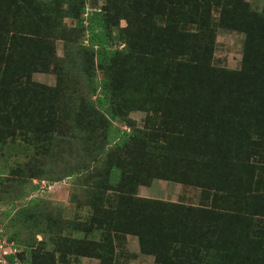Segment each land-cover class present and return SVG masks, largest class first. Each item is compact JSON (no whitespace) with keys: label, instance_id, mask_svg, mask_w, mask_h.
<instances>
[{"label":"rangeland","instance_id":"1","mask_svg":"<svg viewBox=\"0 0 264 264\" xmlns=\"http://www.w3.org/2000/svg\"><path fill=\"white\" fill-rule=\"evenodd\" d=\"M91 12L104 24L102 70L85 21L75 28ZM247 34L249 70L260 63L264 80V0H0V264H240L207 253L217 224L202 223L232 214L248 215L249 230L264 224V170L249 162L259 167L241 179L233 144L240 127L264 146V83L242 72ZM107 77L115 119L89 109L90 84ZM242 88L261 112L237 109ZM121 132L132 137L116 146ZM177 155L200 158L202 174L226 160L234 181L225 192L214 174L172 181L170 165H186ZM134 200L197 212L144 235L133 219L155 206ZM247 250L242 264H254Z\"/></svg>","mask_w":264,"mask_h":264},{"label":"trees","instance_id":"2","mask_svg":"<svg viewBox=\"0 0 264 264\" xmlns=\"http://www.w3.org/2000/svg\"><path fill=\"white\" fill-rule=\"evenodd\" d=\"M172 5V2H171ZM82 11V9H81ZM83 21H85V31L87 32V44L89 47V51L96 50V54L93 58H91L90 63L92 68L102 70L104 62V51L103 43H104V24L103 21L99 18V15L96 12H91L90 14H87L85 19L79 18L76 22V30L77 32H81L80 30L83 28ZM251 35L247 34V37L245 38V48L243 50V57H242V68H244V71L247 72L248 76L250 77L251 81L255 84L264 83V80H262L259 77L258 71L261 70L262 66L261 64H257V68L249 70L248 61H249V55L251 54ZM260 43L257 41L256 46H259ZM248 70V71H247ZM94 75V74H93ZM89 81L92 83V77L89 75ZM109 77L104 78L103 80H100V82L97 84V86H94L93 84H90L91 87V93H95L98 91V94L96 95L94 100H91L89 103L91 104L89 109L92 112H98V117L104 119L102 117V114L100 115V112L107 113L109 115V119H115L118 117V114L114 115L112 112H119V104H115L112 100L109 99ZM258 84V85H259ZM245 88H242L237 93H242V99L241 106H239L237 109H245V110H252L253 112H261L260 105L263 104V101L258 100L257 98H254L252 96L251 98L247 94L248 91ZM246 92V94H244ZM104 121V120H103ZM106 122V121H104ZM108 133V132H107ZM236 140L233 144H235V149L239 151L238 156H241V159L243 162L240 163L241 169L243 171V175L240 177L241 179H245L248 174H250L251 169L256 168L258 169L259 166H252L249 162H259L261 165V169L264 170V158L260 157L261 152H258L260 148H264L262 145L258 144H252L248 140V136H246L245 132L238 127V130L236 132ZM108 134H105V141H109ZM123 137L125 139H130L132 136L128 135L127 133L121 132L119 136H113L111 138V142L114 143V145L124 146ZM116 139V141H114ZM254 150L255 153H254ZM190 156V155H189ZM258 158H255V157ZM183 159L186 161L185 168H177L175 169L173 165H170V167L166 170L165 173L168 174L173 180L174 177H180L184 181V184H192L197 186L198 183H202V175L208 174L209 176L211 174H214L213 178L211 179V187L214 188L213 190L219 191L222 186L226 187L224 189V192L227 190L228 187L231 186L234 179L232 177L237 173L233 170V165L225 160V163L221 166H218L212 173L210 169H208L205 173L202 174V160L198 158L196 155L190 159V157H182L180 155H177V162L182 163ZM258 165V164H257ZM232 166V167H231ZM117 168L112 167L111 174L114 181H117ZM164 173V172H163ZM217 173L219 174V177L217 176ZM121 175V174H120ZM237 178V179H240ZM57 179V178H56ZM182 180V181H183ZM52 181V180H51ZM177 181V180H176ZM180 181V182H182ZM179 182V181H178ZM249 201L251 202L250 198L248 197ZM33 202L34 200H30ZM135 202L134 206H141L143 204H147L155 206L152 210V212L147 215L145 211V215L141 214L139 217H134V225L136 228L138 227L139 231L141 230L144 235H148L149 233H152L153 229L157 228H164V224L167 223L170 219H174L175 217H179L182 214L188 215H194L197 210H193V208L183 207L181 205H164L159 202H153V201H147V200H134ZM252 203V202H251ZM146 207V206H144ZM166 207V208H164ZM152 209V208H150ZM175 212V213H172ZM178 212V213H176ZM202 214V210H201ZM211 214V213H209ZM132 217L131 212H129V218ZM215 218L208 219L207 217L205 221L202 223L203 227L206 228V226L212 225L216 223L217 225L213 228H215V237L217 238L216 241L208 246L207 253L210 255H213L212 250L216 248H221V253H231L235 254V258L238 259L236 261H240V264L245 263V253L242 251V247L249 248L248 253H250V257L254 264H264V224H256L254 229H250L247 227L250 224V217L248 215L245 216H233L232 214L229 216H226V214H220L217 216H214ZM250 221V222H249ZM249 222V223H248ZM240 226L242 229H240ZM219 227V228H218ZM246 232L245 236L241 234L240 232ZM239 243V244H238ZM206 246V244H203ZM235 246H239L240 248H237ZM6 264H12L13 263V257L12 255H7L4 257ZM229 264H231L230 261H228Z\"/></svg>","mask_w":264,"mask_h":264}]
</instances>
